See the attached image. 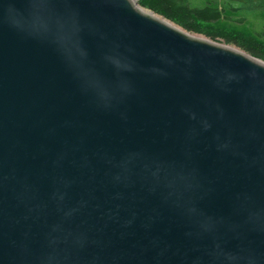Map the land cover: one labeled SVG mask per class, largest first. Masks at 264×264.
<instances>
[{
  "label": "water",
  "instance_id": "95a60500",
  "mask_svg": "<svg viewBox=\"0 0 264 264\" xmlns=\"http://www.w3.org/2000/svg\"><path fill=\"white\" fill-rule=\"evenodd\" d=\"M137 3L0 0V264H264V60Z\"/></svg>",
  "mask_w": 264,
  "mask_h": 264
},
{
  "label": "trees",
  "instance_id": "16d2710c",
  "mask_svg": "<svg viewBox=\"0 0 264 264\" xmlns=\"http://www.w3.org/2000/svg\"><path fill=\"white\" fill-rule=\"evenodd\" d=\"M189 31L235 43L264 60V0H138ZM254 12L247 13L246 9Z\"/></svg>",
  "mask_w": 264,
  "mask_h": 264
},
{
  "label": "rangeland",
  "instance_id": "374dc122",
  "mask_svg": "<svg viewBox=\"0 0 264 264\" xmlns=\"http://www.w3.org/2000/svg\"><path fill=\"white\" fill-rule=\"evenodd\" d=\"M237 2H239L238 0H236ZM241 1H243V0H241ZM244 2H248V0H244ZM149 9V8H148ZM246 12L247 13H252V12H254V9L253 8H248V9H246ZM170 20V19H169ZM174 22V21H173ZM176 23V22H175ZM177 24V23H176ZM179 25V24H178ZM181 26V25H180ZM183 27V26H182ZM184 28V27H183ZM186 29V28H185ZM187 30V29H186ZM189 31V30H188ZM189 32H191V33H194V34H197V35H199V36H202V37H207V38H210V37H208V36H206L205 34H203V33H197V32H195V31H189ZM210 39H212V38H210ZM212 40H214V41H218V42H220V43H226V44H229V45H233V46H236V47H238V48H240V49H242L241 47H239L237 44H235V43H227L224 39H212ZM244 50V49H243Z\"/></svg>",
  "mask_w": 264,
  "mask_h": 264
},
{
  "label": "bare ground",
  "instance_id": "6f19581e",
  "mask_svg": "<svg viewBox=\"0 0 264 264\" xmlns=\"http://www.w3.org/2000/svg\"><path fill=\"white\" fill-rule=\"evenodd\" d=\"M135 3H137V1L136 0H133ZM139 6H141L142 8H144V9H146V10H148V11H151V12H153V13H155V14H157V15H159V16H162L163 18H165V19H167V20H169L168 18H166L165 16H163V15H161V14H158V13H156L155 11H153V10H151V9H148V8H146V7H144V6H142L140 3H137ZM170 22H172V23H174V24H176L175 22H173L172 20H169ZM177 26H179L180 28H182V29H184V30H186L185 28H183L182 26H180V25H178V24H176ZM186 31H188V30H186ZM189 32V31H188ZM189 33H191V32H189ZM192 34H194V33H192ZM197 35V34H196ZM209 39V38H208ZM223 44V43H222ZM225 45H227V44H225ZM227 46H231V47H235V48H237V49H239V50H242V49H240V48H238V47H236V46H233V45H227ZM242 51H244V50H242ZM245 52V51H244ZM247 53V52H246Z\"/></svg>",
  "mask_w": 264,
  "mask_h": 264
}]
</instances>
